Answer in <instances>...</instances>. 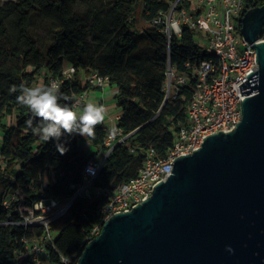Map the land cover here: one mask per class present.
<instances>
[{
  "label": "trees",
  "instance_id": "obj_1",
  "mask_svg": "<svg viewBox=\"0 0 264 264\" xmlns=\"http://www.w3.org/2000/svg\"><path fill=\"white\" fill-rule=\"evenodd\" d=\"M262 6L264 0H244L241 18ZM168 8L169 0H0V264H16L25 239L43 231L9 223L22 220L20 207H33L44 197L60 204L72 200L84 182L85 166L107 151L109 127L100 123L91 137H64L70 150L60 155L56 141L41 140L27 126V120L33 127L39 120L17 102L22 85L34 86L40 78L44 85L50 78L63 80L60 92L67 99L60 102L73 105L76 95L94 88L84 75L96 71L117 90L118 126L126 136L105 158L90 196L74 199L52 224L56 239L48 249L54 262L61 256L79 258L96 237L94 229L101 232L108 199L95 188L116 191L136 178L151 150L167 157L187 122L193 94L191 85H183L166 100L168 67L182 73L187 62L207 57L197 31L183 26L182 34L169 40L154 24ZM70 66L76 73L66 80L63 73ZM84 141L96 151L84 150Z\"/></svg>",
  "mask_w": 264,
  "mask_h": 264
},
{
  "label": "water",
  "instance_id": "obj_2",
  "mask_svg": "<svg viewBox=\"0 0 264 264\" xmlns=\"http://www.w3.org/2000/svg\"><path fill=\"white\" fill-rule=\"evenodd\" d=\"M241 24L260 66L259 83L256 71L240 86L257 91L242 121L177 158L148 200L104 222L77 264H264V6Z\"/></svg>",
  "mask_w": 264,
  "mask_h": 264
},
{
  "label": "built area",
  "instance_id": "obj_3",
  "mask_svg": "<svg viewBox=\"0 0 264 264\" xmlns=\"http://www.w3.org/2000/svg\"><path fill=\"white\" fill-rule=\"evenodd\" d=\"M243 7L244 0H169L168 11L154 20V24L162 26L169 40L173 35L180 36L183 26L197 31L196 41L206 48L207 57L198 63L187 62V69L182 73L168 67L164 87L166 100L175 98L180 86L191 85L193 94L187 122L176 132L174 145L167 157H160L156 151L151 150L136 178L122 184L116 191L98 187L94 189L95 194L108 199L101 210L104 222L115 214L130 212L148 200L156 186L172 174L177 158L199 150L205 139L211 135L234 131L242 121L243 99L253 96L257 91L243 95L240 86L256 71L259 83L260 70L257 49L240 31L239 19ZM171 22L178 23L179 31L169 30ZM261 42H264L262 34L255 44ZM75 73L74 67H67L63 73L64 79H72ZM84 80L95 88H104L109 84L108 78L96 71L84 75ZM52 81L59 83L61 88L63 80L50 78L48 85ZM87 98L88 92L76 95L73 104L79 107ZM119 119L120 116L109 128L105 140V156L100 160H91L85 166L84 182L72 200L60 204L53 198L44 197L33 207H20V222H9L25 228L43 229L40 236L25 239V249L17 255L16 264H64L65 260L68 264L78 263L79 258L66 256H61L57 262L51 260L48 246H53L56 239L52 224L66 214L74 199L83 195L90 196L91 184L100 173L105 158L117 144L126 139L123 130L118 126ZM114 128L118 130L115 136L112 135ZM89 165L95 167L94 174L86 172ZM4 205L8 206L9 202L5 201ZM99 234L100 229L96 227L94 235Z\"/></svg>",
  "mask_w": 264,
  "mask_h": 264
},
{
  "label": "clouds",
  "instance_id": "obj_4",
  "mask_svg": "<svg viewBox=\"0 0 264 264\" xmlns=\"http://www.w3.org/2000/svg\"><path fill=\"white\" fill-rule=\"evenodd\" d=\"M169 30L179 31L177 22H171ZM20 95L17 102L27 107L33 118H37L39 123L33 127V120L29 119L26 124L38 135L41 140L47 142L54 140L57 142V150L60 155L66 154L70 147L64 137L75 135L91 137L97 124L104 121L106 109L97 103H87L82 108L77 105L62 104L60 84L52 81L49 85L21 86ZM117 129H112V135L117 134ZM86 172L94 174L95 167L89 165ZM232 251L231 248L228 249ZM64 264H68L67 260Z\"/></svg>",
  "mask_w": 264,
  "mask_h": 264
},
{
  "label": "crops",
  "instance_id": "obj_5",
  "mask_svg": "<svg viewBox=\"0 0 264 264\" xmlns=\"http://www.w3.org/2000/svg\"><path fill=\"white\" fill-rule=\"evenodd\" d=\"M116 94L117 90L109 84H107L104 88L94 87L93 89L88 91V98L79 107L82 108L85 104L89 102L103 105L106 109V115L102 123L110 128L113 125L115 119L121 115V110L116 102ZM81 146L84 150H87L88 152H90V149L92 148L96 151V148L92 146L88 141H84Z\"/></svg>",
  "mask_w": 264,
  "mask_h": 264
},
{
  "label": "rangeland",
  "instance_id": "obj_6",
  "mask_svg": "<svg viewBox=\"0 0 264 264\" xmlns=\"http://www.w3.org/2000/svg\"><path fill=\"white\" fill-rule=\"evenodd\" d=\"M240 19H242V18H240ZM240 19H239V22L241 24ZM37 85H44V79L43 78H40L34 86H37ZM93 151H95L93 148L90 149V152H93ZM98 159H100V157Z\"/></svg>",
  "mask_w": 264,
  "mask_h": 264
},
{
  "label": "flooded vegetation",
  "instance_id": "obj_7",
  "mask_svg": "<svg viewBox=\"0 0 264 264\" xmlns=\"http://www.w3.org/2000/svg\"><path fill=\"white\" fill-rule=\"evenodd\" d=\"M242 25V24H241ZM263 30H264V28H263Z\"/></svg>",
  "mask_w": 264,
  "mask_h": 264
},
{
  "label": "bare ground",
  "instance_id": "obj_8",
  "mask_svg": "<svg viewBox=\"0 0 264 264\" xmlns=\"http://www.w3.org/2000/svg\"><path fill=\"white\" fill-rule=\"evenodd\" d=\"M97 160H99V159H97Z\"/></svg>",
  "mask_w": 264,
  "mask_h": 264
}]
</instances>
